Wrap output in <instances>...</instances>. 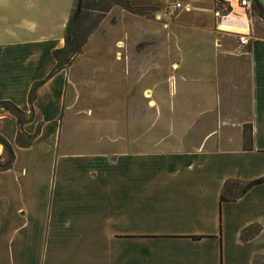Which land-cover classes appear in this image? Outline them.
<instances>
[{
  "label": "crops",
  "instance_id": "obj_1",
  "mask_svg": "<svg viewBox=\"0 0 264 264\" xmlns=\"http://www.w3.org/2000/svg\"><path fill=\"white\" fill-rule=\"evenodd\" d=\"M222 1L221 9L214 0L180 2L194 21L175 24L200 33L184 48L174 42L173 89L155 91L153 50L139 52L141 39L127 38L124 57L116 54L125 69L150 80L137 117L144 134L137 119L123 122L116 106L107 118L113 135L99 132L105 119H88L101 115L89 107L100 83L77 79L73 65L38 86L32 118L22 126L37 132L28 147L15 144L17 120L0 110V135L14 152L11 168L0 170V264H252L264 256V181L219 203L225 181L264 175V22L240 0ZM70 11L59 34L46 17L43 25L40 18L21 24L0 13V101L29 115V91L54 67ZM163 15L134 16L154 23ZM240 32L248 34L247 46L238 43ZM156 105L163 112L148 113ZM81 114L88 117L64 127L65 116ZM245 125L251 149L243 148ZM250 225H260L259 233L241 240Z\"/></svg>",
  "mask_w": 264,
  "mask_h": 264
},
{
  "label": "rangeland",
  "instance_id": "obj_2",
  "mask_svg": "<svg viewBox=\"0 0 264 264\" xmlns=\"http://www.w3.org/2000/svg\"><path fill=\"white\" fill-rule=\"evenodd\" d=\"M168 1L183 3L184 0H129L132 6H157V10L150 11L148 17L141 16L143 19H148L153 14L155 15L157 11L161 12L162 15L163 13L165 14V16L163 15L164 21L159 19V21L154 23L139 19L134 16L135 14L122 10L119 7L111 8L66 67L68 68L73 65L71 72L77 79L83 78L91 83L101 84H98L96 87V90L100 91L101 95L95 100V104H89V107L93 108L95 112H98L96 107H100L101 115L92 116L94 118L88 119L97 122V118H100V123L105 119L103 125L99 128V132H107L113 135L114 124L107 120V118L113 117L114 106H116V111L121 115L123 122L125 120L130 121L131 118L137 119L136 128L138 134L145 133L144 125L138 118L140 115L139 111L142 110L141 108L145 109L147 103V97L143 95L142 90L150 80L147 79L145 74H143L142 79H139L140 73L135 68H133L134 71H132V68H129V70L125 69L123 61H120V58H116L117 53H120L121 58L124 57L123 49H125L127 38L129 44L137 43L141 39L135 45V48L139 52L141 50L144 51L145 48L153 50L155 62L153 70L149 73L150 79L154 78L160 81L155 91L165 92L167 88L171 87L173 89L175 87L177 75L171 69L170 62L178 59L179 48H184L188 44L195 43V39L200 32L176 25L175 22L192 23L194 18L191 17V13L180 11V9L173 14L170 4L166 5ZM8 5L10 6L8 8L9 12L6 11ZM74 9L75 0H0V13H7L4 16H8L10 21L25 24L27 21L38 20L40 18L43 25L46 17L48 20L56 21L52 26L56 27L55 30H58V34L59 32H64V28L60 25L63 14L71 10V15ZM177 12H181V14L175 19L174 15ZM161 21L164 23L168 22L167 26L163 27ZM84 25H88V22H84ZM125 36L126 39H123ZM118 39L121 41L119 42ZM174 42L178 46L180 45L178 50V46L175 47ZM118 43H122V47H119ZM148 58L146 56L144 60ZM81 65L84 67L83 74L80 68ZM149 66L148 62H144L143 68H149ZM170 75L173 76L169 77ZM159 110L163 112L162 107L156 105L154 110L150 109L148 113H155ZM138 112L139 114H137ZM85 117H88V115L65 116L64 127H66V120L78 119L83 122L81 119ZM82 133L77 131L74 135L80 138ZM102 143H110V141H102Z\"/></svg>",
  "mask_w": 264,
  "mask_h": 264
},
{
  "label": "trees",
  "instance_id": "obj_3",
  "mask_svg": "<svg viewBox=\"0 0 264 264\" xmlns=\"http://www.w3.org/2000/svg\"><path fill=\"white\" fill-rule=\"evenodd\" d=\"M215 9H221V6L225 4L222 0H214ZM77 6L79 7L77 10ZM113 7H119L129 13L148 17L150 11L155 10L153 7L147 6H132L129 0H75V9L70 15L66 26L64 45L61 48L55 49L52 52L53 58L56 63L50 70L44 80L36 82L32 85L29 94L28 102L30 105L29 115L19 109L11 101H0V110L8 112L15 116L17 120V135L15 138V144L19 147H28L33 139L36 137V133L27 134L23 131L22 126L32 118L31 104L35 98V93L38 86L45 80L53 76L56 72L66 68L73 57L80 51L82 46L86 43L89 35L97 28L100 21ZM251 13L255 14L264 22V7L258 0H251ZM230 10V6H226V11ZM149 11V12H147ZM84 22H88V25H84ZM243 148H252V135L251 128L248 125L243 127L242 133ZM0 144L3 146L7 158L5 161L0 159V170H6L11 168L14 161V152L11 144L0 135ZM264 181V175L260 178L242 182L238 180H227L223 184L222 191L219 196V203L223 201H234L241 197L253 186L262 183ZM260 225H250L245 227L240 232L241 240H248L259 233ZM252 264H264V256L256 257Z\"/></svg>",
  "mask_w": 264,
  "mask_h": 264
},
{
  "label": "built area",
  "instance_id": "obj_4",
  "mask_svg": "<svg viewBox=\"0 0 264 264\" xmlns=\"http://www.w3.org/2000/svg\"><path fill=\"white\" fill-rule=\"evenodd\" d=\"M239 2L241 4V6H244V7H247L250 9V6H251L250 0H240ZM180 7H181V4L179 2H175L173 5H170L171 9H178ZM216 14L220 15L219 12H217ZM247 35H248L247 33H241V32L237 34V41L241 46H247L249 44V39H248ZM121 45H122V43H118L119 47H122ZM118 56H120V55H118Z\"/></svg>",
  "mask_w": 264,
  "mask_h": 264
},
{
  "label": "water",
  "instance_id": "obj_5",
  "mask_svg": "<svg viewBox=\"0 0 264 264\" xmlns=\"http://www.w3.org/2000/svg\"><path fill=\"white\" fill-rule=\"evenodd\" d=\"M78 8H79V7L77 6V10H78Z\"/></svg>",
  "mask_w": 264,
  "mask_h": 264
}]
</instances>
